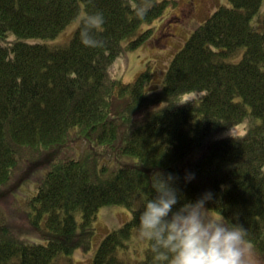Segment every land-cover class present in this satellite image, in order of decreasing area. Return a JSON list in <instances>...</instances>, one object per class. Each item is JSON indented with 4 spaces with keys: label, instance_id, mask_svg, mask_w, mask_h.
Segmentation results:
<instances>
[{
    "label": "trees",
    "instance_id": "trees-1",
    "mask_svg": "<svg viewBox=\"0 0 264 264\" xmlns=\"http://www.w3.org/2000/svg\"><path fill=\"white\" fill-rule=\"evenodd\" d=\"M168 2L0 0V186L21 162L42 169L28 217L44 238L1 229L0 264H58L79 242L90 244V232L82 241L78 227L86 232L107 205L127 207L131 217L104 237L89 264H153L146 243L141 257L132 255L138 210L157 169L176 174L188 199L211 190L212 211L237 216L264 262V0L217 8L174 54L160 87L151 86L148 70L124 83L113 62L149 38L152 29L140 26ZM141 3L143 17L135 14ZM98 9L106 17L102 46L83 45L79 23L68 41L56 42ZM238 127L242 135H229Z\"/></svg>",
    "mask_w": 264,
    "mask_h": 264
},
{
    "label": "clouds",
    "instance_id": "clouds-1",
    "mask_svg": "<svg viewBox=\"0 0 264 264\" xmlns=\"http://www.w3.org/2000/svg\"><path fill=\"white\" fill-rule=\"evenodd\" d=\"M147 11L141 3L135 14L143 17ZM105 21L99 9L80 16V42L89 48L102 46L99 29ZM149 184V196L138 210L137 234L148 245L153 264H258L244 223L226 216L223 209L212 211L216 207L209 206L215 199L211 190L188 199L177 175L162 169L151 173Z\"/></svg>",
    "mask_w": 264,
    "mask_h": 264
},
{
    "label": "rangeland",
    "instance_id": "rangeland-1",
    "mask_svg": "<svg viewBox=\"0 0 264 264\" xmlns=\"http://www.w3.org/2000/svg\"><path fill=\"white\" fill-rule=\"evenodd\" d=\"M226 3L227 0H169L159 18L140 26L139 31L147 28L152 29L149 38L136 49L128 50L117 58L112 64L113 71L124 83H130L140 73L148 70L151 74V86L160 87L174 54L184 45L197 26ZM169 18L170 20L167 22L169 28L160 31V28L163 27L161 23ZM78 23L79 18L71 22L59 33L56 42L63 44L68 41ZM156 34L159 39L154 44ZM48 43L55 45L53 39L49 40ZM242 133H244V129L238 127L229 135H242ZM75 149L78 152L80 147L77 145ZM64 152L71 154L72 145ZM22 166L23 169H18L14 180L12 177L10 183H4L5 185L0 186V230L7 228L17 237L41 242L44 241V238L39 230L29 222L28 211L30 206H28V202L34 194L42 169H37L31 163L21 162L19 168ZM130 217L131 211L127 207L115 205L100 207L95 220L86 226V232L85 226L78 227L82 241H84L85 234L90 232V244L85 247L83 242H79V246L71 253H62L58 257V264H89L104 237L109 232L118 229ZM144 247L145 242L141 241L137 234L133 248L139 252L132 255L133 259L141 257L140 250ZM257 260L258 264H264L258 258Z\"/></svg>",
    "mask_w": 264,
    "mask_h": 264
}]
</instances>
